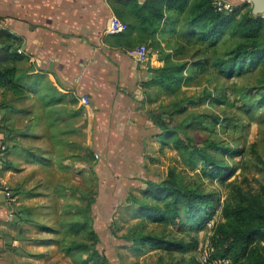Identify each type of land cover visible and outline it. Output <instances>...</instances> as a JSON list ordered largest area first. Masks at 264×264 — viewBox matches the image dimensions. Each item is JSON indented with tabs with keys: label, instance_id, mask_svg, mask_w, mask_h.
Segmentation results:
<instances>
[{
	"label": "crops",
	"instance_id": "1",
	"mask_svg": "<svg viewBox=\"0 0 264 264\" xmlns=\"http://www.w3.org/2000/svg\"><path fill=\"white\" fill-rule=\"evenodd\" d=\"M230 1L247 4L255 15L252 0ZM115 6L126 14L125 21ZM121 6L110 0H0V69L14 72L13 84L0 87V146H6L0 152V181L19 196L40 189L43 170L86 167L90 159L94 165L88 170L100 192L102 183L110 196L141 187L147 149L163 143L161 127L148 109L151 88L144 83L164 61L156 53L161 46L154 53L148 47L146 65L130 55L145 34L128 27L134 18ZM114 20L123 25L121 31L111 30ZM164 25L156 34L163 50ZM13 85H25L24 95ZM53 183L47 181L46 188L55 195L66 185L61 176ZM39 191H28L24 198L43 196ZM98 195L99 188L92 210ZM9 222L8 205L0 200V229ZM4 249L0 237V264H14Z\"/></svg>",
	"mask_w": 264,
	"mask_h": 264
},
{
	"label": "rangeland",
	"instance_id": "2",
	"mask_svg": "<svg viewBox=\"0 0 264 264\" xmlns=\"http://www.w3.org/2000/svg\"><path fill=\"white\" fill-rule=\"evenodd\" d=\"M156 42L161 46L159 50ZM164 43V50L161 41L151 39L139 42L134 48L146 44L152 47L151 53L158 50L156 53L160 58L168 52L166 49L173 51L175 48L184 46V54L176 58L177 62L185 60L190 62L201 57L202 53L211 56V49L199 43L196 38L190 40L186 36L181 38V29L175 35L167 34ZM201 51L204 52L201 53ZM263 76L264 70L255 69L243 76L228 79L211 69L200 74L175 94H168L158 87H152L148 91L147 99L148 97L157 98L153 102L149 101L148 109L150 114L152 113L151 117L163 118L159 123L161 130L163 126L177 129L181 138L190 145H202L206 140H215L235 149L244 148L240 155L221 156L231 168H236L228 180H222L223 175L213 179L203 175L200 172V165L196 170L188 169L181 150L176 147L175 139L168 140V144L150 143L146 153L147 168L143 173L141 187L132 189L134 191L128 190L130 192L127 194L119 189L118 194L110 196L105 183L101 184L100 192L96 177L88 170L94 165L91 159L87 160L89 163H86V167L70 166L68 170H62L59 173H51L50 168L43 170V173L41 172L43 184L40 189H25L26 193L23 192L20 196L17 194V201L12 208L15 213L19 206H29L30 209L27 208L24 211V214H27L25 218L29 219L16 221L18 219L16 215L10 218L6 227L0 229V237L5 241L4 250L12 255L13 263L82 264V259L87 258L90 253L77 251L70 255L65 252L64 246H68L72 241L91 244L94 238L88 231L69 234L65 223L90 219L99 237L95 246L101 259L95 258L88 264H105V259L110 264H172L177 261L185 262L193 256L199 259L201 250L210 239L214 227L224 221L222 211L231 199L232 185L238 184L255 193L259 191L261 185H264V173L256 170L255 165L258 161L256 154L252 151L255 148L257 155L264 159V106L250 113L243 106L247 101L244 97L247 89L255 86L254 93L259 85L258 79ZM223 93H226V102L214 103L213 97ZM259 95V93L255 94L254 99L257 100ZM181 106L185 108V111L177 114L176 111ZM213 114L220 116L218 122H213L210 118ZM196 117L201 119L200 127L191 123ZM226 118H230L231 121ZM22 124L25 122L19 121L18 125ZM80 154L82 155L83 152L80 151ZM94 158L99 159L96 156ZM172 169L188 183L198 186L204 193L213 195V207L208 210L209 217L200 230H197L198 224L193 225L190 219L185 220L184 226L179 228L163 223L141 222L139 218H135L136 206L132 200L145 199L141 189L144 190L147 187V182L149 180L163 181ZM58 176L62 177L66 185L63 183L62 189L57 188L55 195L53 188H46V185H48L47 181L50 185H54L53 182ZM98 188L97 201L93 210L92 206L90 210V202L96 199ZM38 190L43 196L24 198L29 192L33 194ZM19 200L20 203H18ZM42 224L56 228V233L43 231ZM138 234L183 238L188 242L197 241V247L185 253L169 252L150 246L138 248L132 241ZM43 239H52L55 243L43 242Z\"/></svg>",
	"mask_w": 264,
	"mask_h": 264
},
{
	"label": "trees",
	"instance_id": "3",
	"mask_svg": "<svg viewBox=\"0 0 264 264\" xmlns=\"http://www.w3.org/2000/svg\"><path fill=\"white\" fill-rule=\"evenodd\" d=\"M110 1L126 7L128 14L134 18L128 27L145 34L142 36L145 41L157 40L156 34L164 22L165 35H175L181 29V38H196L199 43L211 49V56H206L202 53L204 51H201L202 56L190 62L176 61L179 55L184 54V46L164 53L161 57L164 65L151 69L153 76L144 83L148 88L158 87L168 94H175L200 74L211 69L228 79L243 76L250 70H264V16L253 15L247 4L236 6L232 12L220 13L213 8L209 0H193L191 3L190 0H145L143 3L139 0ZM114 8L118 17L125 21L126 14L123 15L116 6ZM171 10L174 14L166 16ZM13 76L12 69H0V87L11 86ZM258 83L254 93L255 86L248 88L244 96L247 101L243 106L249 113L264 106V76L258 79ZM13 86L12 89L18 95H24L25 85ZM257 93L260 95L255 100ZM225 98L226 93H223L213 97V101L225 103ZM148 100L153 102L157 98L148 97ZM184 111L185 108L181 106L176 113ZM153 118L160 126L163 118ZM210 118L213 122H218L220 116L213 114ZM226 119L231 121L230 118ZM191 123L197 127L202 125L198 117ZM160 136L164 144H168L170 139H175L176 147L181 150L188 169L196 170L200 165V172L212 179L223 175L221 179L228 180L236 169L231 168L221 156H236L244 151V148L235 149L215 140H206L202 145H190L181 138L177 129L166 126H163ZM252 151L258 161L256 170L264 173V159L257 155L255 148ZM14 193L19 194L16 190ZM142 194L145 199L132 200L136 206L135 218H139L141 222L150 221L181 228L184 221L190 219L193 225L198 224L197 230L205 226L209 217L208 210L213 207L214 201L212 194L204 193L198 186L188 183L174 169L170 170L167 178L161 182L148 181ZM94 201L95 199H92L90 202V210ZM27 208L30 209L27 206L18 207L14 213L18 218L16 221L29 219L25 218L27 214H24ZM222 214L224 221L216 224L210 237L211 257L227 258L230 260L228 264H264V185L255 193L233 184L231 199L223 207ZM65 224L69 234L88 231L94 238L91 244L72 241L68 246H64L66 253L71 255L77 251L89 252V256L82 259V264H88L95 258L101 259L95 246L99 237L93 229L91 219ZM41 228L45 232L57 231L56 228L45 224H42ZM42 241L54 242L52 239ZM132 241L138 248L150 246L169 252L185 253L197 247V241L188 242L183 238H167L153 234H138ZM104 263L110 264L106 259ZM172 264H200V261L193 256L185 262L177 261Z\"/></svg>",
	"mask_w": 264,
	"mask_h": 264
},
{
	"label": "built area",
	"instance_id": "4",
	"mask_svg": "<svg viewBox=\"0 0 264 264\" xmlns=\"http://www.w3.org/2000/svg\"><path fill=\"white\" fill-rule=\"evenodd\" d=\"M213 8L220 13L232 12L235 9V4L230 0H209ZM123 29V25L117 20L113 21L112 31L119 32ZM130 55L139 63L146 65L149 61V48L146 44H142L130 50ZM82 102L87 104L89 102L87 97L82 98ZM6 149V146H0V152ZM0 194H5L6 203L8 205L9 218L14 217L13 205L17 201V195L14 190L7 183L0 181ZM212 248L210 246V239L205 243V246L201 250V256L199 258L200 264H228L230 262L227 258H213L211 257Z\"/></svg>",
	"mask_w": 264,
	"mask_h": 264
},
{
	"label": "water",
	"instance_id": "5",
	"mask_svg": "<svg viewBox=\"0 0 264 264\" xmlns=\"http://www.w3.org/2000/svg\"><path fill=\"white\" fill-rule=\"evenodd\" d=\"M254 3L253 13L255 15H260L264 13V0H252ZM0 200L6 202L5 194H0Z\"/></svg>",
	"mask_w": 264,
	"mask_h": 264
}]
</instances>
